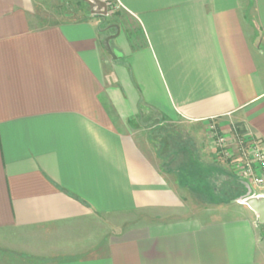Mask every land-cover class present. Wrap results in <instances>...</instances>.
Listing matches in <instances>:
<instances>
[{
  "label": "crops",
  "instance_id": "1",
  "mask_svg": "<svg viewBox=\"0 0 264 264\" xmlns=\"http://www.w3.org/2000/svg\"><path fill=\"white\" fill-rule=\"evenodd\" d=\"M117 2L101 29L0 0V264H263L255 211L197 198L133 124L264 145V0Z\"/></svg>",
  "mask_w": 264,
  "mask_h": 264
},
{
  "label": "rangeland",
  "instance_id": "2",
  "mask_svg": "<svg viewBox=\"0 0 264 264\" xmlns=\"http://www.w3.org/2000/svg\"><path fill=\"white\" fill-rule=\"evenodd\" d=\"M101 1L106 2L108 5L107 15L92 13L89 4L85 0H37L35 11L38 15L42 13H58L64 17L67 16L74 19L92 18L94 22L99 23V28L104 29L117 19L116 17L120 14L121 8L117 0ZM133 126L136 132L148 141L149 146L152 149L154 148L153 150L163 160L170 158L176 164L180 163L181 165L184 156L177 155L181 144L184 142L186 145H190L191 148L197 149L199 161H202L204 165L214 166L213 174L218 178L216 185L218 184L219 187V189H216L215 192L217 193L214 196L216 203L227 204L235 202L237 203L236 205L242 204L239 202V198L247 196L245 193L246 189L242 194H238L233 184H236V180L242 176L243 172L242 156L239 151L240 140L247 134L243 126L236 124L231 125L228 130H221L219 124L213 122L209 125L191 124L181 119L168 120L155 114L150 116L144 114L136 119ZM173 152L176 155H173ZM194 161L195 159L193 158L192 164L189 162L191 165L188 164L189 166L187 167H190L191 171L198 175L201 164L198 165ZM243 185L246 184L243 183ZM197 198L206 201L209 206L213 204L211 201L213 197H210L207 192L201 195L197 194ZM261 237L264 239V235Z\"/></svg>",
  "mask_w": 264,
  "mask_h": 264
},
{
  "label": "trees",
  "instance_id": "3",
  "mask_svg": "<svg viewBox=\"0 0 264 264\" xmlns=\"http://www.w3.org/2000/svg\"><path fill=\"white\" fill-rule=\"evenodd\" d=\"M172 154L176 155L175 152H173ZM177 156H182V157L184 156L183 162L180 161V162H182V164L180 165V163H177L178 164L177 165L176 162H173V160L170 158L167 160L164 159L163 160V167L165 170L179 174L181 184L191 188L195 192L196 196H197V194H200V195L205 194V192H206L205 189L208 190V188H211V187L213 188V189L212 188L211 189L213 190L214 194L217 193L215 191H216V189H219V187H218V184L216 185L218 178L215 174H213L214 166L213 165H212V167L207 166V165H204V163L202 161H199L200 158H199V155L197 154V149L191 148L190 145L188 146L184 142L181 144V146L178 150ZM193 158L195 159L194 162L196 164L197 163H198V165L201 164L199 166L200 172L198 175L196 173L194 174L191 171L190 167H187V166H189L188 164H190V163L192 164ZM236 181L237 182H235L236 184H233L234 185L233 187H236V191L238 192V194H242L245 191V188H244L245 185H243V181L241 179H237ZM230 186L232 187V185H230ZM210 192H212V191H210ZM207 194H211V193H208V191H207ZM228 201L230 202V200H228Z\"/></svg>",
  "mask_w": 264,
  "mask_h": 264
},
{
  "label": "built area",
  "instance_id": "4",
  "mask_svg": "<svg viewBox=\"0 0 264 264\" xmlns=\"http://www.w3.org/2000/svg\"><path fill=\"white\" fill-rule=\"evenodd\" d=\"M239 151L242 156L241 177L245 178L250 186L264 187V145L262 141L247 133L240 140ZM249 195H255V192L252 191ZM244 198H239V202L243 204L242 199Z\"/></svg>",
  "mask_w": 264,
  "mask_h": 264
},
{
  "label": "water",
  "instance_id": "5",
  "mask_svg": "<svg viewBox=\"0 0 264 264\" xmlns=\"http://www.w3.org/2000/svg\"><path fill=\"white\" fill-rule=\"evenodd\" d=\"M90 8L91 12L97 15H107L108 5L106 2L101 0H85ZM119 28L116 26V31L110 33L103 39V46L112 58L117 59L118 55L115 53L111 41L119 35ZM243 204L249 206L257 214L260 223H264V195L255 194L249 195L242 199Z\"/></svg>",
  "mask_w": 264,
  "mask_h": 264
}]
</instances>
